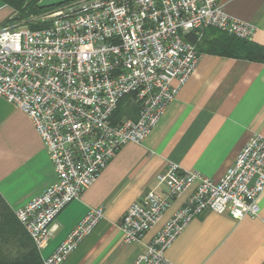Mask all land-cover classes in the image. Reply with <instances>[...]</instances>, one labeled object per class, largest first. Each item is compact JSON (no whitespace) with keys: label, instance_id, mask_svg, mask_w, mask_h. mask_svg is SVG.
<instances>
[{"label":"built area","instance_id":"2783aa9c","mask_svg":"<svg viewBox=\"0 0 264 264\" xmlns=\"http://www.w3.org/2000/svg\"><path fill=\"white\" fill-rule=\"evenodd\" d=\"M211 30L243 41H252L256 31L229 16L223 0H70L0 29V97L30 119L56 176L14 212L39 253L56 217L95 183L118 149L144 141L194 72L197 44ZM125 98L138 106V117L115 123ZM195 183L133 264H172L165 250L207 211L264 223L258 206L264 137L253 136L218 182L169 162L142 202L122 216L123 242L139 243ZM102 217V208L90 209L43 264H61Z\"/></svg>","mask_w":264,"mask_h":264},{"label":"crops","instance_id":"0c3cea01","mask_svg":"<svg viewBox=\"0 0 264 264\" xmlns=\"http://www.w3.org/2000/svg\"><path fill=\"white\" fill-rule=\"evenodd\" d=\"M223 6L229 16L254 26L251 42L264 47V0H223ZM8 10L0 4V24ZM137 117L136 111L122 120ZM255 135L264 137V64L201 52L194 72L144 141L119 148L95 183L56 217L41 259L54 252L90 209L102 208L97 226L61 264H133L196 188L195 183L173 200L139 243H124L118 228L122 216L130 205L142 202L167 164L218 182ZM55 179L30 119L0 97V197L5 205L15 212ZM258 206L262 217L264 190ZM164 256L172 264H264V223L207 211L183 228Z\"/></svg>","mask_w":264,"mask_h":264},{"label":"trees","instance_id":"16d2710c","mask_svg":"<svg viewBox=\"0 0 264 264\" xmlns=\"http://www.w3.org/2000/svg\"><path fill=\"white\" fill-rule=\"evenodd\" d=\"M40 0H0L1 6L12 9L23 20L27 15L39 14L50 9L39 10L36 5ZM15 18V19H14ZM197 50L221 57L243 59L264 64V47L251 41L239 40L218 31H208L197 44ZM138 113V106L129 98L123 99L115 113L113 122H120L124 117L133 118ZM0 264H43L40 253L31 239L0 197Z\"/></svg>","mask_w":264,"mask_h":264},{"label":"rangeland","instance_id":"374dc122","mask_svg":"<svg viewBox=\"0 0 264 264\" xmlns=\"http://www.w3.org/2000/svg\"><path fill=\"white\" fill-rule=\"evenodd\" d=\"M9 10V12H8V16H6V18L2 21V23L0 24V29H4V28H6V27H9V26H12V25H14L17 21H19V20H13V18H10V17H18L19 18V14H15V12L12 10V9H10V8H8ZM34 15H37V14H31V15H27L25 18H22L25 22H27L29 19H30V17L31 16H34ZM0 16H1V14H0ZM14 18V19H15Z\"/></svg>","mask_w":264,"mask_h":264},{"label":"water","instance_id":"95a60500","mask_svg":"<svg viewBox=\"0 0 264 264\" xmlns=\"http://www.w3.org/2000/svg\"><path fill=\"white\" fill-rule=\"evenodd\" d=\"M69 1L70 0H40L37 3L36 7L39 10L52 9L57 6L63 5Z\"/></svg>","mask_w":264,"mask_h":264}]
</instances>
